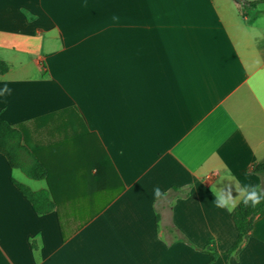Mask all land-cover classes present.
I'll list each match as a JSON object with an SVG mask.
<instances>
[{"label":"crops","instance_id":"crops-1","mask_svg":"<svg viewBox=\"0 0 264 264\" xmlns=\"http://www.w3.org/2000/svg\"><path fill=\"white\" fill-rule=\"evenodd\" d=\"M250 1L0 0V120L47 172L0 152V264H264V216L228 254L238 230L212 192L262 185L264 1Z\"/></svg>","mask_w":264,"mask_h":264},{"label":"trees","instance_id":"trees-1","mask_svg":"<svg viewBox=\"0 0 264 264\" xmlns=\"http://www.w3.org/2000/svg\"><path fill=\"white\" fill-rule=\"evenodd\" d=\"M264 0H254L247 3L249 6H256ZM3 70L6 66L2 67ZM23 134L17 127L10 125L4 120H0V152L6 153L16 165L22 166L29 176L35 179H42L47 172L42 164H36L35 167L29 168L24 161L27 148L22 142ZM23 153V156L20 155ZM262 177V185L259 186V192L264 196V158L254 163L249 169ZM22 193L34 204L39 213L48 212L54 208V203L50 200V195L46 191L33 192L29 187L19 184ZM173 190H176L173 188ZM233 222L238 230V237L228 254L238 253L243 243L249 238L256 220L264 216V200L256 207L251 205L245 206L243 201L237 204V207L231 213Z\"/></svg>","mask_w":264,"mask_h":264},{"label":"clouds","instance_id":"clouds-1","mask_svg":"<svg viewBox=\"0 0 264 264\" xmlns=\"http://www.w3.org/2000/svg\"><path fill=\"white\" fill-rule=\"evenodd\" d=\"M10 89L7 86L0 88V97L5 94L10 93ZM232 177V173L229 171L225 173L224 176L221 177L222 180L229 181ZM237 197H233L231 187L227 189L224 187L213 188L212 192L214 194L213 204L217 209L223 210L228 214H231L233 210L237 207V204L240 200L243 201L245 206L251 205L252 207H256L264 200V196H262L259 192L258 185H252L251 183H244L243 187L239 190ZM154 197L159 198L162 197L165 193L160 189V187H156L153 190Z\"/></svg>","mask_w":264,"mask_h":264},{"label":"rangeland","instance_id":"rangeland-1","mask_svg":"<svg viewBox=\"0 0 264 264\" xmlns=\"http://www.w3.org/2000/svg\"><path fill=\"white\" fill-rule=\"evenodd\" d=\"M20 155H22V156H23V153H22V154L20 153ZM165 233H166L165 235H167V236L170 234V233H167V231H166Z\"/></svg>","mask_w":264,"mask_h":264},{"label":"water","instance_id":"water-1","mask_svg":"<svg viewBox=\"0 0 264 264\" xmlns=\"http://www.w3.org/2000/svg\"><path fill=\"white\" fill-rule=\"evenodd\" d=\"M235 1L239 2L240 0H235Z\"/></svg>","mask_w":264,"mask_h":264}]
</instances>
